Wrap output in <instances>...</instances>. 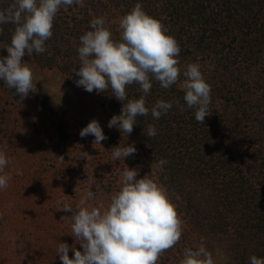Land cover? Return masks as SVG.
I'll use <instances>...</instances> for the list:
<instances>
[{
    "label": "trees",
    "instance_id": "obj_1",
    "mask_svg": "<svg viewBox=\"0 0 264 264\" xmlns=\"http://www.w3.org/2000/svg\"><path fill=\"white\" fill-rule=\"evenodd\" d=\"M12 3L0 0V10ZM137 3L178 42L181 82L186 66L199 63L211 86L210 116L204 123L196 121L179 85L163 89L154 79L146 106L151 109L163 99L173 107L159 119L150 112L136 118L133 134L154 154L156 174L191 227L171 248L176 252L165 251L157 264H180L186 244L195 248L192 234L210 250L214 240L228 244L219 263L213 255L215 264H249L252 255L264 258V0H84L83 7H61L46 51L32 57L42 68L78 77L77 49L80 37L92 30L91 20L104 17L112 38L119 40L120 18ZM14 28L0 24V42L9 45ZM126 92L129 99L143 95L135 83ZM91 93L113 115L122 114L123 104L110 90ZM149 124L156 128L155 137L146 135ZM242 124L250 130L247 139L255 138L250 153L241 150L246 144L238 139ZM161 159L167 161L162 169L157 167Z\"/></svg>",
    "mask_w": 264,
    "mask_h": 264
},
{
    "label": "clouds",
    "instance_id": "obj_2",
    "mask_svg": "<svg viewBox=\"0 0 264 264\" xmlns=\"http://www.w3.org/2000/svg\"><path fill=\"white\" fill-rule=\"evenodd\" d=\"M74 4L83 7L84 0H13L11 5L0 10V24L15 25L11 43L4 48L8 55L0 57V80L23 98L36 91V84L33 83L32 69L22 58L46 51L45 43L53 36L56 15L61 7L66 10ZM105 24L104 17L93 18L90 22L92 30L80 37L77 49L80 64L74 74L79 77L75 81L77 87L89 93L110 90L112 96L122 102V114L113 116L108 127H117L122 135L129 136L138 116H147L150 112L154 119H159L172 109L173 102L163 99L151 109L146 106L153 79L163 89L179 85L196 121L204 123L210 116L211 86L206 82L199 63L186 66L181 82V69L176 59L181 48L174 37L166 34L165 26L150 17L140 3L120 18L119 40L112 38V32ZM134 83L143 93L139 99H129L126 92V86ZM174 103L179 105V101ZM146 133L149 138L155 137V126L147 125ZM89 135L95 137L94 145H101L107 139L96 120L80 132L81 138ZM136 151L134 145H120L110 150L113 160L125 159ZM81 157L82 160L91 159L87 152H82ZM8 163L6 153L0 151V172ZM166 163L161 159L157 167L162 169ZM137 177L136 169L125 168L121 176L122 186L112 193L107 206L87 204L101 193L99 186L96 194L87 192L75 208L64 206L63 211L73 213L72 235L83 252L73 246L74 258L70 259L69 245L60 242L57 256L62 264H157L160 256L179 242L182 221L167 190L148 175ZM10 179L8 174L0 175V190L8 187ZM180 264H215V261L201 242L198 247L184 250ZM249 264H264V258L252 255Z\"/></svg>",
    "mask_w": 264,
    "mask_h": 264
},
{
    "label": "rangeland",
    "instance_id": "obj_3",
    "mask_svg": "<svg viewBox=\"0 0 264 264\" xmlns=\"http://www.w3.org/2000/svg\"><path fill=\"white\" fill-rule=\"evenodd\" d=\"M5 47L0 42V57L8 55ZM22 61L32 69L35 92L23 98L0 80V151L9 160L0 175L11 176L8 187L0 190V264H62L57 256L60 242L69 245L70 259L74 258L73 246L83 252L72 235L73 213L63 211L65 205L75 208L87 192L96 194L99 186L101 193L87 204L107 206L112 193L122 186V172L127 167L136 169L137 178L148 175L158 184L163 183L155 172L154 154L147 152V143L133 132L128 136L117 127L110 129L108 123L117 115L103 106L96 93L77 87L79 77L64 75L57 68H42L32 56L25 55ZM92 120L99 122L107 137L101 145L93 144L92 135L80 137ZM247 131V125L242 124L237 133L240 144L246 143L241 150L250 153L248 146H254L255 138L247 139ZM120 145H134L137 151L125 159L113 160L110 150ZM82 152L91 159L82 160ZM170 200L182 221V233L188 232L191 227L186 216ZM192 235L196 247L199 241L196 234ZM203 244L217 257V263L228 249L223 241L214 240L211 250ZM162 263L170 264L164 260Z\"/></svg>",
    "mask_w": 264,
    "mask_h": 264
}]
</instances>
